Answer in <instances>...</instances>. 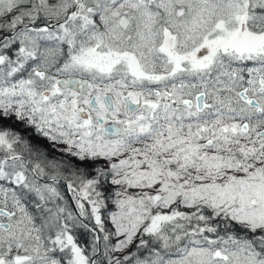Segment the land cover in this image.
<instances>
[{
    "label": "snow or ice",
    "instance_id": "snow-or-ice-1",
    "mask_svg": "<svg viewBox=\"0 0 264 264\" xmlns=\"http://www.w3.org/2000/svg\"><path fill=\"white\" fill-rule=\"evenodd\" d=\"M0 264H264V0H0Z\"/></svg>",
    "mask_w": 264,
    "mask_h": 264
}]
</instances>
